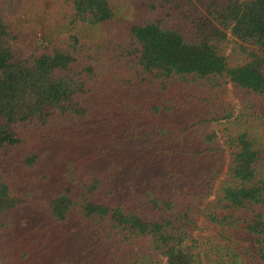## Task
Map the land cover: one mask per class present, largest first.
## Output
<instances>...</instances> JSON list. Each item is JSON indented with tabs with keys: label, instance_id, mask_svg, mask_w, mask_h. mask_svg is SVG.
<instances>
[{
	"label": "trees",
	"instance_id": "1",
	"mask_svg": "<svg viewBox=\"0 0 264 264\" xmlns=\"http://www.w3.org/2000/svg\"><path fill=\"white\" fill-rule=\"evenodd\" d=\"M18 233L42 264H264V0H0V264Z\"/></svg>",
	"mask_w": 264,
	"mask_h": 264
},
{
	"label": "rangeland",
	"instance_id": "2",
	"mask_svg": "<svg viewBox=\"0 0 264 264\" xmlns=\"http://www.w3.org/2000/svg\"><path fill=\"white\" fill-rule=\"evenodd\" d=\"M36 8H34V11L29 9L27 14L25 15H20V19H28L31 18L33 19L34 12H38V4H35ZM33 7V6H32ZM23 9H27V7H24ZM193 220L196 222L197 225H199L201 227V231L199 233H194L195 236H199L201 238L206 237L210 234H212V228L210 229V226L206 223V221L202 218V216H196L195 218H193ZM235 237L238 240L244 241L245 242V247L252 253L254 254V246L252 243V237L242 231H237L235 232ZM16 241V245L14 246V254L15 257L19 259V254L21 251H23L22 249L27 251V254L24 258V261L26 264H42L43 259L45 256L49 255V250L48 253H38L39 249L41 248L40 246H38L35 250L34 248L37 246L35 244H33V241L30 240V236L26 235L24 238H19V233L18 236L15 238ZM43 249V248H42ZM240 251V250H239ZM54 251H52L53 253ZM29 253V254H28ZM39 254V255H38ZM40 258V259H38ZM242 258L246 261H248L250 264L252 263L251 259L249 257H246L245 254H242Z\"/></svg>",
	"mask_w": 264,
	"mask_h": 264
}]
</instances>
